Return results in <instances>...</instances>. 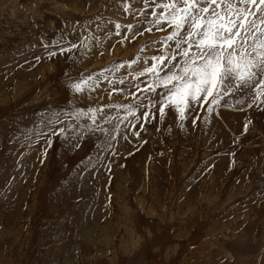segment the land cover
<instances>
[{
  "label": "rangeland",
  "instance_id": "rangeland-1",
  "mask_svg": "<svg viewBox=\"0 0 264 264\" xmlns=\"http://www.w3.org/2000/svg\"><path fill=\"white\" fill-rule=\"evenodd\" d=\"M126 2L0 0V264H264V107H246L247 90L196 125L171 112L145 123L143 109L135 128L120 123L114 105L139 101L112 88L135 91L167 32L145 30L143 0ZM53 39L79 44L49 58ZM81 76L99 82L77 95ZM100 105L115 139L93 131L76 149L57 136L44 152L42 120Z\"/></svg>",
  "mask_w": 264,
  "mask_h": 264
},
{
  "label": "snow or ice",
  "instance_id": "snow-or-ice-1",
  "mask_svg": "<svg viewBox=\"0 0 264 264\" xmlns=\"http://www.w3.org/2000/svg\"><path fill=\"white\" fill-rule=\"evenodd\" d=\"M143 2L144 7L138 10L139 14H144L145 9H151L145 30L150 32L155 25L157 31L167 29V32L158 41L150 42L158 51L144 58L145 66L132 76L135 91L112 88L114 93L130 95L139 101L114 105L123 110L120 123L129 121L130 126L135 128L129 118L139 120L138 113L143 109L145 123L149 119L163 122L166 114L171 112L181 128L189 116L191 123L196 125L204 112L211 114L214 109L222 106L233 107V95L247 90L251 91L252 96L246 107L251 108L254 104L264 107V0ZM124 6L125 10L129 7L126 0ZM121 27L118 21L114 24L117 35ZM124 27L131 30L133 25ZM78 44L53 39L52 50L43 41L41 47L45 55L51 58L72 51ZM34 59L39 62L40 57ZM133 63L136 61L128 62L129 66ZM118 67H123V64ZM138 77H144V82L138 81ZM104 79L107 80V76ZM98 82V79L94 80L91 76H81L70 80L68 87L73 93L82 95L93 91ZM120 82L123 83V78ZM137 93L143 96L146 104ZM239 102L244 103V100ZM104 107L100 105L98 109L81 106L68 111L61 110L42 120L41 129L35 135L37 139L42 136L45 138L44 152L57 136L72 138L71 146L76 149L82 146L85 136L93 131L106 132L111 139H115L120 124L116 125L114 131L97 126L99 111ZM81 118H87L86 122L77 124ZM247 127L245 123L244 131H247ZM135 134L140 135L139 132ZM107 147L114 151L110 142Z\"/></svg>",
  "mask_w": 264,
  "mask_h": 264
},
{
  "label": "bare ground",
  "instance_id": "bare-ground-1",
  "mask_svg": "<svg viewBox=\"0 0 264 264\" xmlns=\"http://www.w3.org/2000/svg\"><path fill=\"white\" fill-rule=\"evenodd\" d=\"M2 85V84H1ZM5 88V87H4ZM4 92V91H3ZM3 93L2 92H0V100L2 99V97H3ZM44 161V160H43ZM33 176V175H32ZM37 176H39V175H37ZM36 177V176H35ZM39 178V177H38ZM32 194V193H31ZM32 200V199H31ZM114 206V205H113ZM121 206V205H120ZM127 207V206H126ZM116 208V207H115ZM124 207H122V209H123ZM126 209H128V208H126ZM124 210V209H123ZM124 212V211H123ZM126 213V212H125ZM124 213V214H125ZM129 214V213H128ZM125 216H127V215H125ZM130 216V215H129ZM124 217V216H123ZM129 218V217H128ZM127 217H126V219H128ZM129 220V219H128ZM111 221H112V219H111ZM102 224V223H101ZM111 227V226H110ZM119 227H120V225H119ZM122 227V226H121ZM121 229H123V227L121 228ZM120 229V230H121ZM99 230V229H98ZM110 230V229H109ZM124 230V229H123ZM122 230V231H123ZM96 231V230H95ZM97 232H99V231H97ZM102 232V231H101ZM109 232V231H108ZM107 234V233H106ZM111 234V233H110ZM104 235V234H103ZM95 236V235H94ZM96 236H97V234H96ZM100 237V236H99ZM105 237V236H104ZM111 238V237H110ZM115 238V237H114ZM117 238V237H116ZM101 239H99V241H100ZM98 241V240H97ZM106 241V240H105ZM118 241V240H117ZM104 242V241H103ZM109 242V241H108ZM106 243V242H105ZM119 243V242H118ZM107 244V243H106ZM111 244H113V246H114V240H112L111 239V242L109 243V245L108 246H111L112 247V245ZM121 244V243H120ZM115 246H117V245H115ZM120 246V245H119Z\"/></svg>",
  "mask_w": 264,
  "mask_h": 264
}]
</instances>
